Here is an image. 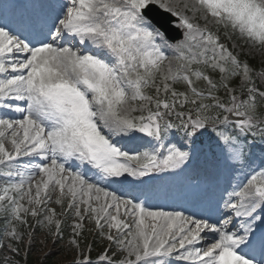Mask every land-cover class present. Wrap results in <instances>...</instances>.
Segmentation results:
<instances>
[{
  "label": "snow or ice",
  "instance_id": "1",
  "mask_svg": "<svg viewBox=\"0 0 264 264\" xmlns=\"http://www.w3.org/2000/svg\"><path fill=\"white\" fill-rule=\"evenodd\" d=\"M49 261L264 264V0H0V264Z\"/></svg>",
  "mask_w": 264,
  "mask_h": 264
},
{
  "label": "trees",
  "instance_id": "2",
  "mask_svg": "<svg viewBox=\"0 0 264 264\" xmlns=\"http://www.w3.org/2000/svg\"><path fill=\"white\" fill-rule=\"evenodd\" d=\"M32 259H36V257H35V256H33V257H32ZM48 264H51V261H49V262H48Z\"/></svg>",
  "mask_w": 264,
  "mask_h": 264
},
{
  "label": "rangeland",
  "instance_id": "3",
  "mask_svg": "<svg viewBox=\"0 0 264 264\" xmlns=\"http://www.w3.org/2000/svg\"><path fill=\"white\" fill-rule=\"evenodd\" d=\"M52 206H53V207H56L55 205H52ZM57 210H59V209H57ZM48 247H51V245L49 244ZM46 249H47V248H46Z\"/></svg>",
  "mask_w": 264,
  "mask_h": 264
}]
</instances>
